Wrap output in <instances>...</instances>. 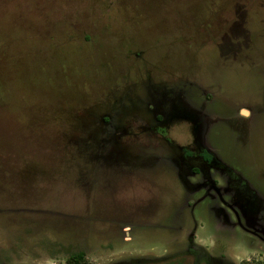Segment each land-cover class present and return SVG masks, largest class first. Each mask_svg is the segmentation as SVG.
I'll return each instance as SVG.
<instances>
[{
    "label": "rangeland",
    "instance_id": "1",
    "mask_svg": "<svg viewBox=\"0 0 264 264\" xmlns=\"http://www.w3.org/2000/svg\"><path fill=\"white\" fill-rule=\"evenodd\" d=\"M192 120L261 219L264 0H0V264L163 257L180 229L193 259L264 261L249 216L185 208Z\"/></svg>",
    "mask_w": 264,
    "mask_h": 264
},
{
    "label": "flooded vegetation",
    "instance_id": "2",
    "mask_svg": "<svg viewBox=\"0 0 264 264\" xmlns=\"http://www.w3.org/2000/svg\"><path fill=\"white\" fill-rule=\"evenodd\" d=\"M136 54L137 56H139V53ZM184 112L188 113L185 110ZM153 113H154L153 117L156 123L152 128L153 130L152 133L156 136L161 137L164 141L170 143L171 145H173L174 143L176 144L174 139L166 134L167 128H170L171 125L175 123L174 120H172L173 119L172 116L167 119L168 122L166 123L164 128L162 127L164 123H162L161 119L158 118L157 116L158 111L157 112L153 111ZM179 118H182L181 120H185V118H188L191 122V119L187 117L185 114L182 116L180 114ZM107 119L108 117H106L104 120L107 121ZM159 122H161V124ZM195 126L196 125L192 120L190 130L191 133H193L194 135L192 137V140H195L194 144H192V146L189 145L178 146L179 154L182 157V162L184 165L181 167H184L185 170L184 178L180 180V182L184 185L183 188L185 189V195L187 197L186 201L184 202V206L185 208H188L192 216L197 217V219L195 220H198L199 215L197 214L196 211L198 207L200 208L204 203H206L205 197L208 198L209 196L217 197L221 201L220 208H223L222 205L231 208L235 212L236 215L235 219L240 220L238 222H236L235 220L232 223L242 224L241 212H243V214H245L247 217L250 215V214L248 215L247 213L252 214L253 209H258V208H255V206L251 207V205L250 207L248 206L250 201L252 203L251 196H246L245 200L243 201L238 200L239 193H244L241 189L244 190L245 182H243L241 179H236V176L232 174L233 170L231 169L230 165L228 166L225 164L220 166L214 163V155L210 153V151L207 148L202 147V145H200L199 142L196 141L198 138L195 132ZM122 135H126V134H122ZM190 198H192L191 201H189ZM239 203H241V206L239 205ZM247 207L249 208L248 212L245 211ZM255 216L257 215L249 216L248 220L247 221L244 220V221L249 226L253 227L255 231H257L258 228H260L261 231L264 233V224H260V222H264V213L261 219ZM140 224H135V225L130 224L132 226L131 234L133 236L135 235V231L138 229L137 225L139 226ZM216 224L219 225L218 223ZM243 226L244 228L246 227L245 225ZM224 228L227 229V227ZM184 231L185 229L173 231L176 234L181 232L184 234L174 236V238L170 241V243H168L167 251L165 255H163V257L146 256L141 258L136 256L135 258L131 257V258L119 259L116 262H110L109 264H264V261L237 262V260L230 257L225 250H221L220 252L215 250L216 255H214L213 253V255H211L212 258L207 260L205 257H203L201 253H197L196 259H193L192 255L198 251L205 252L204 251L205 247L203 248V245H199V243H197L193 235L194 233L190 232L189 234H187ZM129 234L130 233H128V235ZM261 240L264 241V237H261ZM171 242L173 243V245H171ZM205 250L207 251L208 249L205 248ZM82 257H84V255ZM189 258L192 259L191 263L188 260ZM68 264H84V263L81 262V259L79 260L72 259L71 261H68Z\"/></svg>",
    "mask_w": 264,
    "mask_h": 264
},
{
    "label": "trees",
    "instance_id": "3",
    "mask_svg": "<svg viewBox=\"0 0 264 264\" xmlns=\"http://www.w3.org/2000/svg\"><path fill=\"white\" fill-rule=\"evenodd\" d=\"M82 256H83L82 253H79L77 256L70 257V260H72V259L79 260V259L83 258Z\"/></svg>",
    "mask_w": 264,
    "mask_h": 264
}]
</instances>
